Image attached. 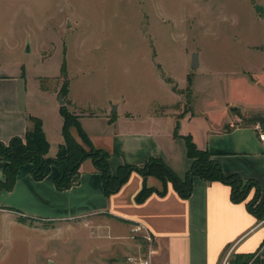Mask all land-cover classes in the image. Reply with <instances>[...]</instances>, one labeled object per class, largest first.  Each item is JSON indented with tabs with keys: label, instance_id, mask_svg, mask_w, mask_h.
<instances>
[{
	"label": "crops",
	"instance_id": "0c3cea01",
	"mask_svg": "<svg viewBox=\"0 0 264 264\" xmlns=\"http://www.w3.org/2000/svg\"><path fill=\"white\" fill-rule=\"evenodd\" d=\"M250 1L255 14L264 17V8L261 12L254 9L255 5L263 7L264 0ZM243 49L251 52L246 55V66L239 71L228 68L221 72L232 79L229 95L218 105L204 98L200 109L189 99L186 113L178 118V133L190 135L198 148L208 150L225 174L256 181L264 195V140L259 138L258 121H249L255 116L264 119V40L262 45L248 42ZM198 63L199 67V57ZM24 76L19 72L0 74V141L23 137L31 128L29 118L37 117L49 142L47 155L53 157L63 141L60 87L48 90L40 83L41 92L53 95L48 107L43 108L34 104V92ZM63 99L68 108L78 112L91 143L109 152L112 172L121 164L142 166L151 156L162 158L180 176L188 170L191 160L184 140L173 135L178 110L171 106L180 102V97L160 105V110L151 106L138 114L128 108L121 110V104L114 101L89 109L90 114L79 109L69 85ZM71 133L77 138L74 127ZM3 164L0 160V180ZM30 170L29 163L19 167L13 189L0 191V207L15 209L10 212L17 221L21 215L33 222H80L92 229L91 234L94 230L100 241L110 239L99 244L119 246L121 253L136 250L127 263L117 264H133L129 258L146 256L150 248V264H221L225 258L230 261L237 255H253L264 241L263 222L249 212L244 202L231 201L229 186L220 181L194 177L188 198L180 197L168 183L164 195L151 193L138 203L135 195L143 185V177L136 171L116 193L106 197L100 174L90 159L81 163L78 183L65 190L55 187L56 166H51L50 173L39 181L31 177ZM145 182L149 187L162 188L154 176H148ZM131 227L149 234L152 244L149 246L144 235L138 233L139 243L135 244L129 234Z\"/></svg>",
	"mask_w": 264,
	"mask_h": 264
},
{
	"label": "rangeland",
	"instance_id": "374dc122",
	"mask_svg": "<svg viewBox=\"0 0 264 264\" xmlns=\"http://www.w3.org/2000/svg\"><path fill=\"white\" fill-rule=\"evenodd\" d=\"M250 2L0 0V74L25 75L34 104L43 108L52 93L41 92L40 83L53 90L68 80L79 109L90 114L109 101L138 114L180 97L171 106L178 119L189 99L196 109L204 98L220 104L232 83L221 72L246 66V43L262 45L264 17ZM193 52L200 60L196 68L190 67ZM7 210L0 207V264H117L136 254L99 244L110 239L100 241L80 222L21 223ZM131 229L139 243L143 233Z\"/></svg>",
	"mask_w": 264,
	"mask_h": 264
},
{
	"label": "trees",
	"instance_id": "16d2710c",
	"mask_svg": "<svg viewBox=\"0 0 264 264\" xmlns=\"http://www.w3.org/2000/svg\"><path fill=\"white\" fill-rule=\"evenodd\" d=\"M61 71L66 75L65 65ZM191 78L188 77L190 84ZM174 90V87H172ZM186 90H189L187 87ZM68 92V80L62 84L59 93L65 98ZM67 102L60 107L62 116L61 135L62 143L58 145L56 154L53 157L47 155L49 142L47 141L41 120L37 117H30L31 128L23 137L14 136L7 142L0 141V160L4 162L0 180V191H11L15 185L17 172L23 164H31L30 174L34 180L44 179L56 166L58 174L54 178L55 187L58 190H65L79 181V167L81 163L90 159L101 177L104 195L106 197L116 193L127 181L131 172L136 171L143 177V185L135 195L136 202H142L149 194L156 193L164 195L167 184L170 183L175 192L182 198H188L193 190V178L199 177L207 182L220 181L230 188L231 201L244 202L245 206L259 221L264 219V195L261 194L258 183L254 180H243L237 174H225L219 163L206 149H200L192 140L190 135H179L178 119L176 120L173 135L184 140L187 157L191 160L188 170L178 175L162 158L151 156L142 166L133 164H121L112 172L109 163V152L95 147L88 135L83 130L78 115L67 109ZM256 117V118H255ZM249 121H258L264 126V119L255 116ZM77 131V138L71 133V128ZM154 176L162 183V188L156 189L146 185V178ZM10 210L11 209L8 208ZM17 212V210H16ZM21 223H32L34 219L19 215ZM264 226V221H263ZM252 255H237L232 258L229 264H242L251 258Z\"/></svg>",
	"mask_w": 264,
	"mask_h": 264
},
{
	"label": "built area",
	"instance_id": "2783aa9c",
	"mask_svg": "<svg viewBox=\"0 0 264 264\" xmlns=\"http://www.w3.org/2000/svg\"><path fill=\"white\" fill-rule=\"evenodd\" d=\"M261 127L262 126L260 124H257V129L260 130L259 138L261 140H264V131L261 130ZM263 221L264 219L261 220V222ZM133 230L137 231L138 227H134ZM143 237L147 241L148 245L150 246L153 242L152 237L149 234H145ZM151 253H153V250L150 248L146 256L139 257V258H129V259L133 264H150L149 256ZM221 264H229L228 259L227 258L223 259ZM246 264H264V241Z\"/></svg>",
	"mask_w": 264,
	"mask_h": 264
},
{
	"label": "water",
	"instance_id": "95a60500",
	"mask_svg": "<svg viewBox=\"0 0 264 264\" xmlns=\"http://www.w3.org/2000/svg\"><path fill=\"white\" fill-rule=\"evenodd\" d=\"M255 9L259 12L262 11L263 7L261 5H255ZM199 63H198V55L196 52H193L191 55V59H190V67L191 68H196L198 67ZM58 101L60 105H64L65 104V100L63 99V95L60 94L58 96Z\"/></svg>",
	"mask_w": 264,
	"mask_h": 264
}]
</instances>
